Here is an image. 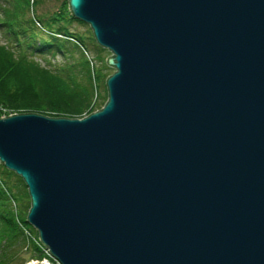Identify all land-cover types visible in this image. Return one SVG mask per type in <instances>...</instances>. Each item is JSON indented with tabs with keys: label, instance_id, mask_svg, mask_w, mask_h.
I'll return each instance as SVG.
<instances>
[{
	"label": "water",
	"instance_id": "obj_1",
	"mask_svg": "<svg viewBox=\"0 0 264 264\" xmlns=\"http://www.w3.org/2000/svg\"><path fill=\"white\" fill-rule=\"evenodd\" d=\"M108 49L81 117L0 116V162L62 264H264V0H67Z\"/></svg>",
	"mask_w": 264,
	"mask_h": 264
},
{
	"label": "trees",
	"instance_id": "obj_2",
	"mask_svg": "<svg viewBox=\"0 0 264 264\" xmlns=\"http://www.w3.org/2000/svg\"><path fill=\"white\" fill-rule=\"evenodd\" d=\"M38 3L39 0H0V30L6 38L5 43L0 42V103L11 108H23L24 111L52 110L53 107L50 109L46 104L52 96L44 93L43 84H37L35 79L25 78V74L31 72L38 73V82L50 80L61 100L72 101L70 104L76 100L90 101L93 88L81 82L88 80L91 84L92 79L85 53L89 50L85 42L86 35L72 31L69 27L72 21H81L70 14L67 0H63L57 11L42 15L35 11ZM36 20L45 31L36 24ZM54 33H59L62 37ZM96 45L102 49L97 43ZM57 55L63 56L64 62L69 63L65 66L56 64ZM78 66L82 73L80 78L75 70ZM101 70L96 69V80L100 79L99 76L102 78ZM31 99L35 103L30 102ZM65 109L70 113L78 111L73 106ZM0 167V264H7L17 254L16 246L21 243L23 247L25 242L20 227L34 232L36 238L38 232L26 221L30 207L29 194L25 195V211H15L13 204L17 199L14 186H26L25 183L2 163ZM10 175L15 176L13 184L9 180ZM31 247V256L42 255L37 245L33 244Z\"/></svg>",
	"mask_w": 264,
	"mask_h": 264
},
{
	"label": "rangeland",
	"instance_id": "obj_3",
	"mask_svg": "<svg viewBox=\"0 0 264 264\" xmlns=\"http://www.w3.org/2000/svg\"><path fill=\"white\" fill-rule=\"evenodd\" d=\"M62 2L63 0H39V3L35 6L36 8L35 11L37 14H40V15L44 13L49 14V13H52L53 11L54 12L57 11L58 8L61 6ZM69 27H70V30L72 31L78 32L82 35H86L85 42L89 49L87 59L91 60V63H92L90 64L92 79H91V84L89 83L88 80L81 81V82L87 83V85L92 86L93 95H91L90 101L89 99L86 100L85 102H79L76 100L72 104H70L72 101L68 102L65 99L61 100L60 96H58L59 94H57L53 90V83L50 80H47L46 82H38L39 76L37 72L36 73L31 72V73L25 74L26 79L27 78L35 79L37 81V84H43L44 93H47V95L52 96L49 102H46V104L50 107V109L53 107L52 110H49V109H46V110L37 109L36 110L38 112H41L47 115L80 117V116H84L90 113L96 108L98 109L102 107V105L105 103L104 102L105 99H107V89L105 85V80H106V77L114 71V67H109L108 65H106V58L107 56L111 55V52L105 48L101 49L100 47L96 45V42L92 36L93 35L92 30L88 24L81 23L78 21H72ZM2 40H3V36L0 34V42H2ZM77 58H78V55H77ZM56 61H57L56 64L59 63L60 65H64V66L65 64L69 63V62H64L65 59L63 56H58V59ZM104 63H105V66H104ZM92 66H94L95 71L94 70L92 71ZM96 69H102L101 71L103 73L102 78L101 76H99L100 79L98 80H96L97 79ZM75 70L78 73L79 78H80L82 73L79 72L80 70L79 66ZM52 91L54 92L53 95H52ZM29 101L32 103H35L34 99H31ZM72 106L75 108H78L77 109L78 111L76 113H70L66 111L65 108H72ZM55 107H59V108H55ZM24 110L25 109L23 108H11L4 104H0V116L12 114V113H18V112H26ZM9 180L13 184L15 182V176L13 177V175H10ZM13 190L17 195V199L19 198L18 201L17 199L13 201L15 211L25 209V205L27 204V198L25 195L28 194L27 187L24 185H19V187H17L15 185ZM15 249L17 251V254L14 255L13 260L9 261L7 264H32L35 262L34 260L25 261L28 257H30L29 250L32 249V247L26 248V242H24L23 247L21 246V243H20V245L18 244ZM42 253H45V252L42 251ZM46 254L49 256L50 259L52 258L47 252V250H46Z\"/></svg>",
	"mask_w": 264,
	"mask_h": 264
},
{
	"label": "bare ground",
	"instance_id": "obj_4",
	"mask_svg": "<svg viewBox=\"0 0 264 264\" xmlns=\"http://www.w3.org/2000/svg\"><path fill=\"white\" fill-rule=\"evenodd\" d=\"M18 175V174H17ZM20 176V175H19ZM21 177V176H20ZM22 179V178H21ZM23 180V179H22ZM24 182V181H23ZM32 264H51L49 261H47V260H43V261H41V262H34V263H32Z\"/></svg>",
	"mask_w": 264,
	"mask_h": 264
},
{
	"label": "built area",
	"instance_id": "obj_5",
	"mask_svg": "<svg viewBox=\"0 0 264 264\" xmlns=\"http://www.w3.org/2000/svg\"><path fill=\"white\" fill-rule=\"evenodd\" d=\"M44 260H47V261H49L52 264V262L49 259H44Z\"/></svg>",
	"mask_w": 264,
	"mask_h": 264
}]
</instances>
